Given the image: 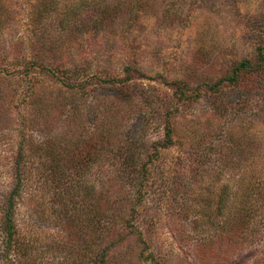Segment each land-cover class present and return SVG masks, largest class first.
Masks as SVG:
<instances>
[{"label":"trees","instance_id":"1","mask_svg":"<svg viewBox=\"0 0 264 264\" xmlns=\"http://www.w3.org/2000/svg\"><path fill=\"white\" fill-rule=\"evenodd\" d=\"M132 1V8L141 14H152L165 3L163 20L177 24L192 18L190 13L180 12L181 1L199 6L206 3V0ZM113 2L116 4L112 5ZM128 5L126 0H0V25L13 24L22 28L28 21L29 27L41 29L45 20L55 16L61 31L59 38L71 40L76 38V33L87 30L90 23L92 30L98 33L109 32L122 11L126 13ZM198 40L204 41L203 38ZM45 44L46 40L42 46ZM36 58L34 54L24 56L17 67L26 66ZM57 64L56 71L62 77V95L48 101V105H42L43 100L34 94L28 71L15 86L12 78L7 81L8 89H0V146L11 129L14 133L11 140H15L12 154L0 152V264H134V257L137 262L168 264L167 259L151 251L164 212L174 215V220L180 223L191 221V229L183 228L180 233L197 239L198 247L211 248L213 252L224 225L225 237L231 239L237 233L234 206L229 207L226 203L230 189L227 184L212 219H205L206 211H202L201 206L185 202L190 198L193 182L203 172L204 175L207 170H218L216 173L221 175L244 168V159L239 152L246 147L233 138L232 123L224 127L223 138H218V132L222 130L210 123V140L207 142L202 134L190 132L189 128L181 133L177 122L182 115L181 108L196 99V96L185 97L182 92L177 98L180 104L172 110L165 109V117L160 123L163 131L160 141L148 143L144 137L155 120L154 112L142 113L138 119L142 126L136 129L133 137H124L128 116L109 103L111 99L95 101L94 104L102 102L104 106L99 118L95 119L96 124L84 120L87 99L94 94L87 85L90 74L85 63L69 66L60 60ZM41 67L49 73L54 72L52 67ZM129 68L137 71L136 67H126L127 73ZM263 72L264 45L254 48L251 59L231 64L229 76L212 85L214 90L217 89L212 100V119L222 120L229 110L221 96L224 85L243 88L241 86L247 83L251 94L255 87L263 85ZM5 80L0 70V82ZM132 89L134 91L126 87L123 91L122 86L120 100L132 103L140 95L141 98L148 96L146 102L152 100L151 93L147 94L142 85ZM19 97L22 101H18ZM51 108L64 116L59 135L49 136L48 128L39 127V120L49 119ZM159 114L160 110H157L156 116ZM190 134L191 140H181L189 151L172 163H165L163 154L176 145L175 137L182 139ZM247 147L254 156L260 145L254 140ZM252 164L255 165L254 161ZM259 178L249 180L248 193H264V179ZM44 189L53 190L49 204L54 206V217L51 225H47L50 230L44 231L33 223L21 225L17 216L23 196L33 191L30 197L34 199ZM225 214L226 222L215 221ZM243 217L241 224L249 218L245 212ZM131 238L135 244L128 243L125 247ZM227 258L226 253L221 260L218 257V261Z\"/></svg>","mask_w":264,"mask_h":264},{"label":"rangeland","instance_id":"2","mask_svg":"<svg viewBox=\"0 0 264 264\" xmlns=\"http://www.w3.org/2000/svg\"><path fill=\"white\" fill-rule=\"evenodd\" d=\"M126 2L129 4L126 13L122 11L109 32L98 33L92 30L90 23L87 30L76 33L73 40L59 38L61 31L55 16L45 20L41 29L30 28L28 21L22 28H16L13 24L0 25V70L6 79L0 82V89H8L7 81L12 78L15 79L12 83L15 86L22 74L28 71L34 94L43 100L42 105H48V101L62 95V77L56 71L58 61L69 66L85 63L90 74L87 85L94 94H90L87 99L84 120L96 124L95 119L99 118L104 106L102 102L94 104L95 101L111 99L109 103L118 107L122 115L128 116L124 137H133L136 129L143 124L138 120L140 115L154 112L155 120L144 133L148 143L163 138L160 123L165 117V109L172 110L180 104L177 100L180 93L183 92L188 98L196 96L190 105L181 108L182 115L177 121L180 124L179 131L182 133L189 128L190 132L202 134L207 142L210 140V123L213 122L219 131L222 130L218 132V138H223L224 127L232 123L233 138L239 139L246 149L239 152L244 159L241 171L221 175L216 173L218 170H207L204 175L203 172L193 182L190 198L185 202L201 206L202 211H206L205 219H212L227 184L230 189L226 192V203L229 207L234 206V226L238 230L229 239L225 237L224 225L219 236L221 239L214 243L213 252L211 248L198 247L197 239L180 233L183 228L191 229V221L180 223L174 220V215L164 212L161 213L162 223L156 228L151 251L167 259L168 264H264V193L247 192L249 180L253 176L251 180L259 176V179H264V78L261 82L263 85L255 87L251 94L247 90V83L241 86L243 88L224 85L221 96L229 105V110L222 120L212 119L211 108L213 95L217 91L212 85L229 76L231 64L251 59L254 48L264 45V0H206L202 6L181 1L180 12L190 13L192 18L180 24L163 20L165 3H161L152 14H141L132 8V0ZM198 38L204 41L200 42ZM45 40L46 44L42 46ZM33 54L37 58L32 63L17 67L22 57ZM42 65L52 67L54 72L45 71ZM126 67H136L137 71L129 68L127 73ZM141 85L147 94L151 93L152 100L146 102L148 96L141 98V95L132 103L120 100L122 86L123 91L126 87L134 91L132 87L139 88ZM17 99L22 101L20 97ZM157 110H160V114L156 116ZM48 115L49 119L39 120V127L48 128L51 131H48L49 136L59 135L64 116H60L59 111L55 112L53 108ZM11 137H14L13 129L2 140V154L14 152L15 140H11ZM190 138L191 134L182 139L176 136V145L163 154L165 163H172L175 158L189 151L190 148L185 149L181 140L187 142ZM254 140L259 142L260 148L252 156L247 145ZM10 172L11 167L8 170L9 177ZM31 193L33 191L23 196L17 219L21 225L33 223L49 231L47 225H51L54 217V206L49 204L53 190L44 189L34 199L30 197ZM55 206L58 207L57 204ZM244 212L249 218L241 224ZM215 221L223 224L226 214ZM242 226L246 229L240 230ZM128 243L135 244V241L131 238L124 246L127 247ZM229 250L232 252L229 253ZM226 253L228 258L219 262L218 257L221 260ZM137 260L133 258L134 264H149Z\"/></svg>","mask_w":264,"mask_h":264}]
</instances>
